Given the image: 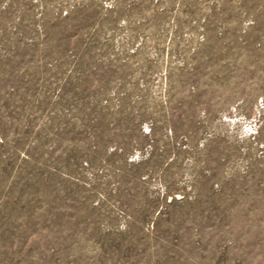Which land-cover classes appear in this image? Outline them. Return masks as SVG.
<instances>
[{
	"label": "rangeland",
	"instance_id": "rangeland-1",
	"mask_svg": "<svg viewBox=\"0 0 264 264\" xmlns=\"http://www.w3.org/2000/svg\"><path fill=\"white\" fill-rule=\"evenodd\" d=\"M0 264H264V0H0Z\"/></svg>",
	"mask_w": 264,
	"mask_h": 264
}]
</instances>
